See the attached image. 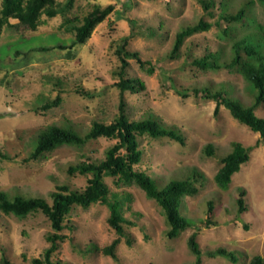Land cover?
<instances>
[{
    "label": "rangeland",
    "instance_id": "1",
    "mask_svg": "<svg viewBox=\"0 0 264 264\" xmlns=\"http://www.w3.org/2000/svg\"><path fill=\"white\" fill-rule=\"evenodd\" d=\"M220 1L234 12L248 0H216L212 18L199 0H75L65 15H43L35 31L21 27L0 31V149L11 157L0 160V190L43 197L51 203L50 193L59 185L84 189L90 175H69L68 167L80 161H100L115 139L100 136L81 147L61 146L39 159L27 160L32 139L49 124H66L84 134L93 121L110 123L119 113L121 101L129 120L150 113L165 127L177 128L184 138L181 144L167 137L138 136L143 154L135 169L156 177L160 186L170 179L184 178L190 169L200 172L194 183L197 192L184 196L180 206L181 215L192 226L173 238L166 235L169 226L155 200L147 198L135 184H118L116 177H105L111 193L128 196L123 198L122 213L132 222L122 223L126 235L120 237L115 256L101 252L117 234L108 223V207L97 203L87 208L73 206L65 216L61 231L65 238L58 241L51 256L53 261L194 264L196 257L188 246L193 232L197 234L201 264H249L255 255L264 257V138L233 118L223 105L215 114L216 102L201 93L195 95L192 90L206 86L212 91H230L234 100L245 105L253 102L254 97L237 70H203L192 63L195 56L202 57L208 51L219 53L220 61H228L232 39L221 37V31L213 25L186 38L178 57H168L180 27L201 17L215 21ZM253 1L251 13L264 28V4ZM126 2L131 6L125 8ZM95 4H113L114 11L94 28L84 44L72 49H40L44 45L55 46L57 41L70 43L73 33L65 30V19L76 16L81 20ZM128 19L136 25L127 49L136 51L149 64L141 66L135 59L129 60L126 76L140 79L144 89L138 93L126 91L121 96L114 75L119 65L114 51L118 41L130 32ZM222 24L225 25L223 21ZM234 26L235 38L255 30ZM149 27L154 29V35H149ZM16 49L21 51L16 53ZM151 65L154 71L148 72ZM56 79L60 86L55 85ZM178 90L187 91L188 96L183 97ZM57 95L61 98L58 104L40 108ZM255 113L264 118V102ZM233 142L253 148L227 187L220 188L214 175ZM207 145L212 146L213 155L207 154ZM240 197L244 204L241 212ZM51 231L49 219L40 211L23 218L0 211V259L4 256L14 264H30L49 246L46 235ZM94 247L98 250H91ZM218 249L232 252L236 260L209 254Z\"/></svg>",
    "mask_w": 264,
    "mask_h": 264
},
{
    "label": "trees",
    "instance_id": "2",
    "mask_svg": "<svg viewBox=\"0 0 264 264\" xmlns=\"http://www.w3.org/2000/svg\"><path fill=\"white\" fill-rule=\"evenodd\" d=\"M75 0H2L0 8V31L6 27H21L31 31L37 30L41 17L52 18L57 15L67 14L74 6ZM264 4V0H255ZM205 13L212 18L213 8L216 0H199ZM253 0H248L246 4L234 12L228 10L225 2L218 3L219 12L215 21H209L203 17L193 24L181 26L176 32L173 46L168 55L169 58L179 56L180 49L186 38L189 36L209 30L213 25L221 31V37L232 39L231 58L227 61H220L217 52L204 53L202 57L195 56L192 63L203 70L226 68L230 71L237 70L246 82V89L252 93L254 100L250 105L243 104L240 100H234L233 95L222 90H210L206 86L194 87L193 93L203 94L204 98L213 99L216 102L214 113L217 114L219 106L226 107L233 118L248 126L253 132L264 138V118L256 115L255 109L264 102V28L255 22L251 13ZM125 8L131 6L130 2L124 4ZM114 11L113 4L100 6L95 4L81 20L78 17L65 19V30L73 33L70 43L55 42V46H41L40 49L48 51L53 48L72 49L77 44H84L90 37L94 28L103 22ZM16 20L11 23L10 20ZM130 32L122 37L115 48V55L119 61L118 69L114 71L117 79L116 86L119 88L120 95L129 91L138 93L144 89L143 82L138 78L126 76V69L130 59H135L141 66L149 64L143 60L136 51L127 49L129 39L134 35L135 21L128 19ZM222 21L225 23L223 26ZM161 24V22H160ZM230 24V25H229ZM233 24V25H232ZM235 24L239 27H253L254 31L245 33L235 38ZM149 35H154L153 28H148ZM21 49H16L19 53ZM154 66L148 68V72H153ZM56 86H60L59 79H56ZM183 97H187V91H177ZM89 93H87L88 95ZM60 96L57 95L52 101L44 102L40 108L47 109L54 104H58ZM122 99V98H121ZM41 100V99H40ZM148 135L153 138L167 137L184 144V138L177 128L165 127L150 113L135 120H129L125 112V103L121 101L119 113L110 123L93 121L88 131L80 134L66 124H49L40 129L32 139V150L27 160L39 159L46 153L53 151L61 146L81 147L88 140L103 136L115 139V142L107 148L105 156L100 161H80L70 165L67 169L69 175L80 174L90 175L87 184L82 190L70 189L68 185L57 186L55 191L50 193L51 203L43 197L24 196L20 193L10 194L0 190V211L5 214H12L16 217H26L31 212H42L50 221L53 231L47 233L46 239L49 246L45 248L41 257L32 258L30 264H58L53 261L51 256L58 247V241H62L65 235L61 233L64 228V218L73 206L87 208L92 204H105L109 209L108 223L115 230L117 237L101 249V252L111 257L115 256L114 249L120 237L126 235L122 223L132 224L123 217V200L127 195L120 196L118 193H111L106 184L105 177H116L117 183L130 185L135 184L142 189L147 198L153 199L163 210L165 220L169 226L166 235L169 238L178 236L180 231L186 229L192 222L183 217L180 213L182 198L186 195H193L197 192L194 183L200 176V172L195 168L189 170L184 178L170 179L160 186L156 177L135 169L141 159L143 151L139 148L138 136ZM259 145V141L255 146ZM253 147H245L239 142L232 143V149L221 158L222 166L214 175V181L220 188H226L231 181V176L240 168V164L249 158V152ZM206 152L213 155V148L207 145ZM0 160H11V157L0 149ZM124 198V199H123ZM239 211L244 208L243 199H238ZM211 221L208 222V225ZM196 232L188 238V246L195 255V263L201 264V250L196 240ZM127 242L130 239L127 238ZM98 250L97 247L91 250ZM90 250V249H89ZM211 256L223 255L236 260L232 252H225L218 249L209 253ZM1 264H14L4 256L0 259ZM249 264H264V257L255 255Z\"/></svg>",
    "mask_w": 264,
    "mask_h": 264
}]
</instances>
